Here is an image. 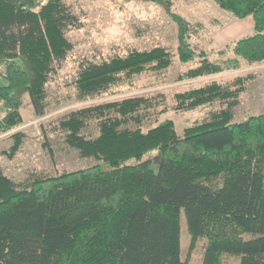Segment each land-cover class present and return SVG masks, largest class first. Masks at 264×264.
Masks as SVG:
<instances>
[{
    "label": "trees",
    "instance_id": "obj_1",
    "mask_svg": "<svg viewBox=\"0 0 264 264\" xmlns=\"http://www.w3.org/2000/svg\"><path fill=\"white\" fill-rule=\"evenodd\" d=\"M157 4L177 25V56L193 65L178 80L215 76L264 61V0H214L253 30L212 58L192 36L204 29ZM85 25L66 0H0V134L11 133L13 158L26 134L24 98L37 116L50 106L49 83L75 43L69 32ZM174 53L162 45L130 48L79 63L72 81L85 101L132 83L145 73H165ZM252 75L213 79L175 94L176 111L216 106L179 134L163 94L138 95L74 109L41 123L44 148L55 158L52 134L91 166L61 173L32 171L23 181L0 166V264H188L182 256V214L191 248L205 238L200 264H264V113L235 122V109ZM153 123L146 128V124ZM147 164V172L133 167ZM147 181L144 194L130 186Z\"/></svg>",
    "mask_w": 264,
    "mask_h": 264
},
{
    "label": "rangeland",
    "instance_id": "obj_2",
    "mask_svg": "<svg viewBox=\"0 0 264 264\" xmlns=\"http://www.w3.org/2000/svg\"><path fill=\"white\" fill-rule=\"evenodd\" d=\"M66 1L82 15L85 25L68 34L75 47L56 78L48 85L50 102L48 112L44 116H37L29 96H25L22 109L24 121L15 131L24 132L26 137L13 158L6 155V151H9L13 145L11 133L0 134V166L10 178L23 181L32 171L55 174L82 169L97 163L92 157H81L78 150L68 146L60 133L52 134L54 159L43 145L41 123H50L80 107L138 95L163 94L167 100L168 110L160 116V120L172 119L178 133L182 134L184 128L207 117L210 110L218 108L219 105L203 106L190 111H176L173 108L176 93L213 79L224 83L236 76L250 74L253 78L247 81L246 90L241 94L240 104L235 109V122L249 115L264 113V61L254 64L244 63L238 70L215 76L180 81L178 76L193 63H183L178 59L177 25L161 6L136 0ZM174 9L192 23L204 24V29L192 36L191 41L199 49L207 50L212 58H217V51L227 44L254 32L252 17L237 18L221 8L214 0H174ZM157 45L167 47L175 55L173 65L165 73H145L135 77L132 83L118 86L108 94L85 101L77 99L75 86L67 85L73 80L79 63L84 59L109 58L117 53H126L130 48L150 49ZM3 114L4 110L0 103V116ZM152 124H146V128ZM138 169L147 172V164L133 167L130 172ZM132 185H129L132 195L144 194L147 181L140 185ZM181 238L183 259L187 260L188 264H200L206 239L199 238L196 246L191 248V236L187 231L184 214H182ZM224 258L225 264L239 263V257L225 255Z\"/></svg>",
    "mask_w": 264,
    "mask_h": 264
}]
</instances>
